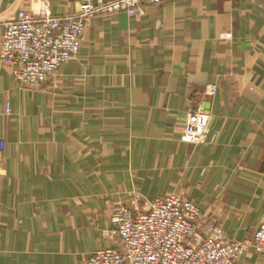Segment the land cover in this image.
<instances>
[{
  "label": "crops",
  "instance_id": "crops-1",
  "mask_svg": "<svg viewBox=\"0 0 264 264\" xmlns=\"http://www.w3.org/2000/svg\"><path fill=\"white\" fill-rule=\"evenodd\" d=\"M44 1L58 16L78 2ZM41 2L0 0V36ZM194 110L212 116L201 144L182 140ZM0 138V264H86L116 244L118 204L147 209L170 193L218 213L229 239L251 237L264 225V0L96 16L38 87L0 60Z\"/></svg>",
  "mask_w": 264,
  "mask_h": 264
},
{
  "label": "built area",
  "instance_id": "built-area-1",
  "mask_svg": "<svg viewBox=\"0 0 264 264\" xmlns=\"http://www.w3.org/2000/svg\"><path fill=\"white\" fill-rule=\"evenodd\" d=\"M164 1L78 0L74 13L58 16L42 0L36 12L22 8L15 19L2 23L0 60L21 85L42 86L79 54L94 17L117 12L133 17ZM5 112L11 113L10 102ZM211 119L206 111H192L182 140L204 143ZM5 148L0 138V152ZM114 214L116 229L110 236H117L116 244L92 251L86 264H238L249 250L264 254V225L251 237L229 239L218 213L177 193L156 198L147 209L118 204Z\"/></svg>",
  "mask_w": 264,
  "mask_h": 264
},
{
  "label": "rangeland",
  "instance_id": "rangeland-1",
  "mask_svg": "<svg viewBox=\"0 0 264 264\" xmlns=\"http://www.w3.org/2000/svg\"><path fill=\"white\" fill-rule=\"evenodd\" d=\"M108 15H111V14H108ZM105 16V15H104Z\"/></svg>",
  "mask_w": 264,
  "mask_h": 264
}]
</instances>
